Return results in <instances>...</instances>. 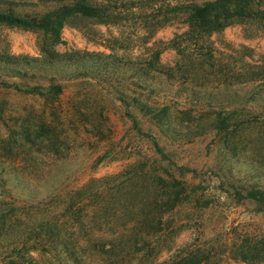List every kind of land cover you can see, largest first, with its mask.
<instances>
[{
  "label": "rangeland",
  "instance_id": "rangeland-1",
  "mask_svg": "<svg viewBox=\"0 0 264 264\" xmlns=\"http://www.w3.org/2000/svg\"><path fill=\"white\" fill-rule=\"evenodd\" d=\"M73 1L0 0V10L40 16ZM88 1L111 12L103 20L76 15L53 47L43 31L0 23V54L34 65L47 61L48 50L58 55L48 69L36 65L24 74L0 63V81L13 85L0 86V264L16 241L11 205L20 208L22 229L46 220L61 231L53 241H29L38 264H154L158 255L166 260L189 249L212 253V264L235 230L264 233V212L218 190L226 180L264 188L262 23L242 20L201 35L186 22L190 0ZM78 52L129 64L79 76L63 61ZM51 80L60 93L19 90L46 92ZM122 95L165 107L169 127L193 133L170 138ZM220 112L229 132L210 127ZM174 179L199 185L201 205H210L201 208L195 198L173 210L158 206ZM135 227L151 232L140 246L156 248L124 258ZM218 264L244 263L223 255Z\"/></svg>",
  "mask_w": 264,
  "mask_h": 264
},
{
  "label": "trees",
  "instance_id": "trees-1",
  "mask_svg": "<svg viewBox=\"0 0 264 264\" xmlns=\"http://www.w3.org/2000/svg\"><path fill=\"white\" fill-rule=\"evenodd\" d=\"M191 5L187 10L186 22L191 30L198 32L201 35L213 33H220L227 27L233 25L237 21L242 20H255L262 23L264 27V0H190ZM111 12L110 6H95L88 0H74L71 3L64 4L59 7H55L40 16H29L22 15L10 10H0V23L22 27L25 29L40 30L50 38V46H54L62 40V30L69 20L74 18L76 15H82L84 17L103 20ZM58 55L54 51L48 50V55L45 56L44 63L42 59H36L39 61V65L32 63L31 60L14 56L0 54V63L5 69H11L14 72L18 70L19 73L24 74L27 70L40 66L41 68L48 69L53 65V60ZM63 61L67 60L71 62L76 68H79L77 75L79 76H90L100 75L107 73L109 69L119 68L121 65L129 64L124 59L116 57L114 55H104L101 53L85 52L76 53L65 57ZM5 85L12 87L6 82L0 81V86ZM18 89L17 87H15ZM43 86H32L24 89H19L29 94H58L62 91L61 85L52 82L47 87L46 92L42 89ZM121 100L127 106H137L139 111L144 115L152 118L158 122L159 127L163 132L172 139L181 140L184 137H189L193 131H176L169 127L165 120L167 119L168 112L165 107H157L147 105L142 101L134 98L132 101L128 100L127 96L122 95ZM211 129L223 130L229 132L230 123H228L226 117L222 116V113H218L215 118L211 121ZM195 132V131H194ZM199 133V132H198ZM27 140V139H26ZM33 146L38 143L36 140L28 138L27 140ZM156 149L162 154L163 150L154 141ZM182 168V167H181ZM184 169V168H183ZM187 169V168H186ZM184 169L185 171H191L196 173L195 169ZM228 181V183H227ZM225 185V186H224ZM199 185H194L187 182L177 181L174 179L170 188L161 195V200L157 202V205L164 208L173 210L176 207H180L184 204H190L193 199L196 200V205L201 208L208 207L210 201H206L204 205H201V196L198 194L203 192L199 189ZM221 192L229 194L236 203L247 202L256 206L257 212H264V188L261 186L250 185V186H238L229 180L223 182L218 188ZM204 195H202L203 197ZM210 202V203H209ZM20 208L16 205H11V231L15 240L11 244L8 250V254L4 257L6 264H38L35 256L32 254V246H29V241L34 240H55L56 237H61V231L50 221H36L33 224H26L22 229L21 225L18 224L21 215L18 211ZM161 216V213H155V216ZM154 220H151L153 223ZM158 223L160 221H157ZM137 231L135 238H133L134 245H129L130 250L124 249L121 254H133L136 249V253L147 250V254L153 252L156 246H140L139 240L146 239L151 235L150 230L135 227ZM145 230V231H144ZM147 230V231H146ZM163 229L156 230L155 235H161ZM234 236L230 239V243H226L227 248L216 252L218 259L212 264H218L223 255H229L230 258L244 263V264H264V233H256L251 229L235 230ZM59 237V238H60ZM64 248L70 251L71 255L74 252L68 241L63 242ZM134 247V248H133ZM119 254V255H121ZM213 254L202 251L199 249H189L184 252L166 259L160 260L155 257L154 264H211L213 262ZM124 258L123 261L125 260ZM214 258H216L214 256ZM121 263V262H120ZM125 263V262H124ZM123 263V264H124ZM122 264V263H121Z\"/></svg>",
  "mask_w": 264,
  "mask_h": 264
}]
</instances>
